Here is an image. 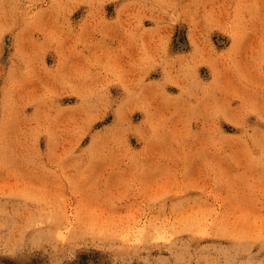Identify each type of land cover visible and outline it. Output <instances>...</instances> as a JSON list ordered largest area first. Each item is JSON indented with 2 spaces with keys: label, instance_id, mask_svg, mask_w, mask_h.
I'll list each match as a JSON object with an SVG mask.
<instances>
[{
  "label": "rangeland",
  "instance_id": "374dc122",
  "mask_svg": "<svg viewBox=\"0 0 264 264\" xmlns=\"http://www.w3.org/2000/svg\"><path fill=\"white\" fill-rule=\"evenodd\" d=\"M0 264H264V0H0Z\"/></svg>",
  "mask_w": 264,
  "mask_h": 264
}]
</instances>
